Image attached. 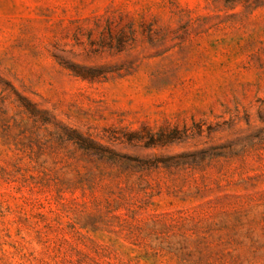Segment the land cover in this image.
<instances>
[{
  "label": "rangeland",
  "instance_id": "374dc122",
  "mask_svg": "<svg viewBox=\"0 0 264 264\" xmlns=\"http://www.w3.org/2000/svg\"><path fill=\"white\" fill-rule=\"evenodd\" d=\"M0 264H264V3L0 0Z\"/></svg>",
  "mask_w": 264,
  "mask_h": 264
},
{
  "label": "trees",
  "instance_id": "16d2710c",
  "mask_svg": "<svg viewBox=\"0 0 264 264\" xmlns=\"http://www.w3.org/2000/svg\"><path fill=\"white\" fill-rule=\"evenodd\" d=\"M264 3V0H256V5H260V4H263Z\"/></svg>",
  "mask_w": 264,
  "mask_h": 264
}]
</instances>
